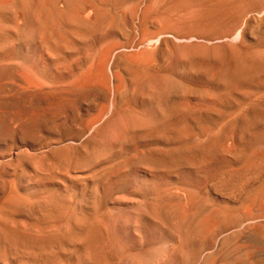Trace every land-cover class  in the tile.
<instances>
[{
  "label": "bare ground",
  "instance_id": "1",
  "mask_svg": "<svg viewBox=\"0 0 264 264\" xmlns=\"http://www.w3.org/2000/svg\"><path fill=\"white\" fill-rule=\"evenodd\" d=\"M124 5L121 0H0V264H115L114 257L126 256V250L106 213V199L132 170L150 192L132 206L133 227H158L175 238L170 248L162 245L174 261L264 264V223L253 222L264 217V194L261 204L250 199L244 206L225 201L218 207L207 198L200 202L191 194L187 201L156 185L177 165L196 168L217 161L220 146L233 166L221 169L211 189L235 198L247 178L263 175L261 160L238 150L244 128L253 121L245 113L225 124V140L213 135L187 143L195 137L189 132L207 129L201 116L219 111L203 104L199 89L183 75L202 77L207 59L214 65L224 59L198 51L175 59L176 41L193 35L191 19L172 29L168 23L179 22L166 10L158 16L148 5L131 10ZM126 20L137 22L132 36L109 40L110 33L130 28L123 25ZM248 31L233 29L231 35L245 39ZM145 45L154 49H141ZM19 54L38 57L42 65L29 70L11 64ZM219 72H211L210 79ZM224 81L217 94L209 91L207 103L223 102L234 92L235 78ZM170 97L181 102L182 111L167 106ZM80 104L97 111L78 117L84 110H77ZM248 107L245 112L257 104ZM177 111L195 117L194 127L177 125ZM120 127L127 129L118 134ZM144 171L156 180L149 183L139 173Z\"/></svg>",
  "mask_w": 264,
  "mask_h": 264
},
{
  "label": "rangeland",
  "instance_id": "2",
  "mask_svg": "<svg viewBox=\"0 0 264 264\" xmlns=\"http://www.w3.org/2000/svg\"><path fill=\"white\" fill-rule=\"evenodd\" d=\"M121 1L122 3L124 2L125 4L124 6L126 10H128L129 8H130L129 10H131L132 7L136 5L141 6L142 4V7L145 5L146 6L148 5V7L152 9L155 12V14L157 13L158 16L160 15L162 16V13L166 10V13L169 15V17L170 16L175 17V18L170 17L173 21L175 20V22H179L180 20L188 21L191 19L190 21L193 23L192 24L193 27H195L194 32L192 33L193 35L186 37L187 40L183 38L182 40L179 39L180 41L179 40L176 41L177 48L173 51V53H175L174 54L175 59L183 57L185 54L190 53V51L191 52L198 51V53L205 52V53H208L209 55L211 54L210 56L212 57H214L215 55V57L220 56L221 58L224 59V60L222 59L224 62L220 61V62L215 63V65H214V62L216 61L212 59H207V61H205L207 63H205L206 65L204 67L202 77L200 75V77L196 78L194 75L192 76V74L183 75L185 76V81H187L186 83L188 85L196 89H199V91L201 92V95H199V100L203 101L202 102L203 104H209L210 108L214 107L215 110L217 109V111H219V113H213L212 115L204 114L203 116H201V118H203V122L200 118V123L202 122L203 126L205 127L207 126V129L201 133L200 131L189 132V134L191 133L194 134L195 137H190L187 143L205 141L210 136H213V135L218 136V137L223 136L222 138L225 140L224 135H222L225 124L230 119L235 118L236 116H239L245 113L246 116H248L250 119L252 118L251 120L253 121L251 122L252 124L248 122L247 124L248 125L250 124L249 127L247 126L246 128H244L243 135L240 137V140H239V145H237L239 146L238 150H240V152H242L243 154H247V155L249 154L248 156L250 157L251 156L253 158L255 157V160L259 158L261 160L260 161L258 159L260 161V165L264 166L263 164L264 163V0H126V1L121 0ZM252 17H257L256 22H250ZM259 17H260L261 22L259 20ZM162 20L164 19L161 18L159 20L161 22V23L159 22L160 25H165L166 21H162ZM127 24L130 26V28L126 26L123 29L122 28L123 25H127ZM132 24L133 23L131 21L129 22V20H126L125 22H123V25L121 27L123 29L122 32H118L114 36H112L113 33L112 34L110 33L109 35L111 36L108 37V39L109 40H114V39L123 40V38L125 39V37L129 38L130 36H132L131 31H132V28H134V25L135 27H137V22L134 25ZM168 24H169L168 26L174 27V28L171 27L172 29H175V26H176V29L177 27H183V25L180 24V22L177 23L178 25H175L172 22H169ZM125 29L128 33L125 31ZM128 29L129 30L131 29L130 32L128 31ZM233 29L235 32H238L241 29L243 30V32H247V30H250V29L251 31H248L247 35L245 36V39L244 38L233 39L234 36L231 35V31ZM122 34L125 37H122L123 36ZM171 35L176 36L175 34H171ZM174 36H173V39H174ZM151 47L154 49V45L152 46L145 45L141 49L152 50ZM20 55L21 54H19L18 57H16V55H14L15 57H12L13 62L21 58L20 60L13 63L11 61L12 59H10V63L15 64V65L19 64L18 66L22 68H27L29 70L31 68L34 69L42 65V63H40V61L38 60V57H34L30 55V59L32 57L33 58L29 60V55L28 56L21 55V57H19ZM23 56L24 58H26L25 61L23 60L24 58L22 59ZM32 62L34 63V65L32 64ZM208 62L212 64V67H210L211 64L209 65ZM219 66H222V67H219ZM207 67L209 70H207ZM217 70H220L219 72L220 74L217 75L218 78L216 77L212 78L213 77L212 73ZM210 76H212L211 79H210ZM228 77L235 78V80L237 81V84L235 83L236 84L235 86L237 87L234 89V92H232L230 96L227 97L228 99L225 98L226 100L225 101L223 100V102H220V101L214 102V100H208V103H207V99H209V91L213 93L216 92L217 94V92L220 91L219 87H221V84L225 83L224 80H227ZM113 90L111 91L113 92L111 93L112 98L115 97V92ZM166 101L170 103L168 105L166 102L165 104H167V106L172 107V105L173 106L175 105L176 109L182 111V108L179 106L181 102L179 100L177 101L176 97H170V99L168 98ZM254 104H257L256 109L245 112L247 109H249L248 106H252ZM92 107L93 106H88L86 104L84 106L82 104L78 105L77 110L81 108L84 109V110H81L82 113L79 110L80 116L78 117H81L84 119L87 117H92L95 114V111H97L95 107L93 108ZM68 115L70 118L73 116L70 113ZM107 115L108 116L106 117L105 120H107L111 116V114L109 113ZM176 117H178V120L176 121L177 123L175 122L177 125L189 124L190 126L194 127V123H196L195 117L186 116L185 114L182 117V113L179 111H177ZM155 118H157V115L155 116ZM186 118H191L189 119L190 122L187 121ZM192 119L194 121H191ZM126 129L123 127H120V129H118L117 132L120 131L118 133L120 134L121 130L124 132L126 131ZM117 132L116 130L113 131V133L115 134L114 135L111 134L112 135L110 136L112 137L111 140L116 137ZM200 134H204V136H201ZM223 139H221V141ZM178 140H177V142H179L178 148H180L181 144H180V140L179 141ZM227 154H224L223 147L220 146L219 153L216 156L217 161H213L212 164L210 165L208 164L206 167L198 166L196 168L194 167L191 168L189 166L190 167L189 168L187 165H182V167L180 165H177L178 168L175 167L177 169L174 168L170 170L169 172L165 173L166 175L168 174L167 176H164L165 178L163 177V179L165 180L162 179L160 180L159 183L157 181L156 185L161 184L160 186L162 188L164 187L167 190L170 189L174 193H179L183 195L184 199H187V201L191 194L196 199V201L201 202L202 200L207 198L205 199L206 202L212 206L214 204V206L219 207V206H222L225 201L227 202L233 201L234 204L231 202L230 203L235 205V207L236 206L239 207V206L246 205L248 203L247 201H249L250 199H257L258 203L261 204V200H262L261 198H262V195L264 194L263 192L264 191V171H263L264 168L262 170L263 175L260 177L259 180L253 179L252 181L251 180L252 178L251 179L247 178L245 180V184L243 186L244 188L240 190L241 192L239 190H238L239 192H237L239 194L241 193V195L237 194V196L239 195L240 197L235 196L234 198L233 196H231V194L229 195L228 193L226 194V192H223L222 194L218 191H214L213 189H211L213 188L214 183L217 181L218 176L221 175L219 173L222 170L227 171L230 169L231 166H233L232 165L233 161L231 160L232 158H230L231 157L230 154L229 155ZM258 160H257V163H258ZM139 173L145 174V175L142 174V177H144L145 180H148L149 183L152 182L153 180L154 181L156 180V176L146 171L139 172ZM125 177L127 178V180ZM125 177L123 176L124 179L122 178V183L119 186H117L116 189L114 188V190L110 192V194L108 195L106 199V207H107L106 211L107 212L106 211L105 212L107 213V215L110 216L108 217L114 221L113 222L114 225L116 224L115 228L116 229L118 228L117 229L118 231L115 228H114V231L116 230L117 234L123 237V238L121 237V243L123 245L122 249L125 248L126 250V251L125 250L122 251V252L125 251L124 254H126V256L120 255V257L121 256L124 257V258L121 257L122 260H120L119 256H115L113 261L118 262V263L115 262V264H121V263L122 264H150L151 262H152L151 264H179L178 261L177 263L169 255V253L167 252L169 251V249H165V247L170 248L171 245L174 244L175 238L172 239L171 241L170 238H172V236L167 237L168 235H166L165 237L164 233L162 231H159L158 227L149 229L148 228L149 226H146L143 224L142 225L140 224L141 227H138V226L133 227L135 222L133 223L132 221L133 218L129 217L131 216L129 214H132L131 211H132V208L135 206L136 201L139 199L148 198L150 192L144 187L145 185H141V183H139L140 181L139 179H137L136 171H133V170L130 171L127 174V176L125 175ZM146 190H147V193H146ZM126 197H128V199ZM230 197H233V198H230ZM263 210L264 209H262V211ZM262 211L253 209V212L255 214H258L259 212H262ZM124 218L126 219L124 220ZM263 219L264 217L260 219H256L255 221L253 220V222H255L256 224L264 223ZM127 221H129L130 223H128ZM135 228L136 229L140 228V229H138V232H137ZM158 232L160 234H157ZM143 236L145 239L143 238ZM164 237L166 240H168L167 243H165V240H163ZM162 245H167V246L163 247ZM158 246H160V248L162 247L163 248L160 249ZM155 248L159 249L158 250L159 252L160 250L162 251L165 250V252L167 253H165L164 251L163 252L161 251L162 254H160L161 252L159 253L157 250H155ZM149 250H152L153 252L155 250V252L157 251V253L159 254L156 255L157 253L155 254L154 252L155 254L154 255L152 254L153 252L152 251L149 252ZM166 258L168 260H165ZM118 259L121 263L118 261Z\"/></svg>",
  "mask_w": 264,
  "mask_h": 264
}]
</instances>
